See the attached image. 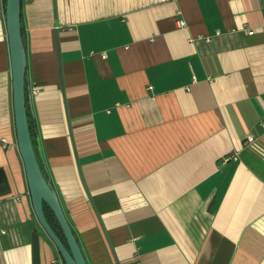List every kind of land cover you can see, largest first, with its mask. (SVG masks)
<instances>
[{"label":"crops","instance_id":"1","mask_svg":"<svg viewBox=\"0 0 264 264\" xmlns=\"http://www.w3.org/2000/svg\"><path fill=\"white\" fill-rule=\"evenodd\" d=\"M20 6L33 141L88 264L116 263L69 126L120 264H264V0ZM8 46L0 0V264H32L33 230L41 264H64L29 195Z\"/></svg>","mask_w":264,"mask_h":264},{"label":"water","instance_id":"2","mask_svg":"<svg viewBox=\"0 0 264 264\" xmlns=\"http://www.w3.org/2000/svg\"><path fill=\"white\" fill-rule=\"evenodd\" d=\"M21 1L22 0H6V25L10 49V58L12 66V82H13V101H14V114L18 147L20 155L23 159L26 179L29 187V195L33 206L34 213L40 226L45 231L51 241L54 243L59 255L65 261V264H88L81 245L74 234L70 222L62 207L59 195L56 189L45 176L43 167L40 160L43 158L41 146L37 148L32 141V135L29 126V118L27 111V54L23 39L21 27ZM59 65L61 73V85L63 90V99L66 107L65 86L63 79L62 58L59 48ZM67 118L69 120L68 111L66 108ZM69 133L73 144L76 163L79 171L80 178L85 188L94 212L101 225L103 233L106 236L107 242L113 254L116 264H120L114 247L112 246L108 232L103 224L101 216L95 206L93 198L86 187L85 180L81 171L80 161L75 146L73 132L69 126ZM5 181V174L0 169V183ZM48 205L55 215L56 221L66 240V244L57 233L47 219L44 205ZM32 264H41V237L37 230L32 231Z\"/></svg>","mask_w":264,"mask_h":264},{"label":"built area","instance_id":"3","mask_svg":"<svg viewBox=\"0 0 264 264\" xmlns=\"http://www.w3.org/2000/svg\"><path fill=\"white\" fill-rule=\"evenodd\" d=\"M177 23H178V26L179 27H185V26H187V23H186V21L184 20V19H179L178 21H177ZM254 31H249V33H253ZM149 88H152V87H149ZM254 140H255V137H254V135L253 134H248L247 135V137H246V141H245V146H249L252 142H254ZM4 141H6V139H3V142ZM239 159V153L238 152H234V153H231V154H228V155H226V156H224L223 157V160H222V162L223 163H228V162H230V161H233V160H238Z\"/></svg>","mask_w":264,"mask_h":264},{"label":"trees","instance_id":"4","mask_svg":"<svg viewBox=\"0 0 264 264\" xmlns=\"http://www.w3.org/2000/svg\"><path fill=\"white\" fill-rule=\"evenodd\" d=\"M5 2H6V0H5ZM29 126H30V123H29ZM30 131H31L32 141H33L34 139H33V133H32V128H31V126H30ZM33 142H34V145H35V141H33ZM43 208L45 209V213H46V216H47L48 221L50 222V224L52 225V227H53L55 230H57V233L61 236V238L63 239V241H64L65 244H66V240H65L64 235H63V233H62V230H61L60 227H59L58 222L56 221V218H55L54 213H53L52 210L49 208V206L46 205V204L44 205ZM62 260H63V259H62ZM63 262H64V264H65V261H64V260H63Z\"/></svg>","mask_w":264,"mask_h":264},{"label":"rangeland","instance_id":"5","mask_svg":"<svg viewBox=\"0 0 264 264\" xmlns=\"http://www.w3.org/2000/svg\"><path fill=\"white\" fill-rule=\"evenodd\" d=\"M40 231L42 232V235L45 234V231L43 230L41 226H40Z\"/></svg>","mask_w":264,"mask_h":264}]
</instances>
